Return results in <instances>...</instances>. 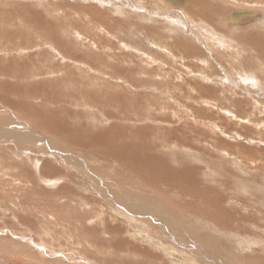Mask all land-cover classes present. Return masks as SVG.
<instances>
[{"label":"rangeland","instance_id":"rangeland-1","mask_svg":"<svg viewBox=\"0 0 264 264\" xmlns=\"http://www.w3.org/2000/svg\"><path fill=\"white\" fill-rule=\"evenodd\" d=\"M11 88L29 92L44 116L62 102L85 109L94 123L120 113L126 127L113 122L125 135L105 133L109 144L95 141L97 152H83L60 139V122H49L55 131L28 126ZM95 91L104 96L100 106ZM0 97L14 105L0 99V131L14 126L38 138L19 147L0 141V264H24L16 257L25 264H208L201 252L194 263L185 251L169 255L157 245L183 251L182 235L216 259L210 264H264V0H0ZM110 144L127 155L164 157L165 173L180 182L181 168L191 165L189 185L211 188L230 209L231 227L217 232L231 239L222 243L234 245L235 257L216 249L221 239L211 231L222 223L212 225L211 209L194 208L197 196H179L143 174L128 177L118 159L86 156ZM121 175L131 183L118 182ZM141 186L167 202H152ZM191 219L203 227L194 231ZM164 221L175 230L163 233Z\"/></svg>","mask_w":264,"mask_h":264},{"label":"bare ground","instance_id":"bare-ground-1","mask_svg":"<svg viewBox=\"0 0 264 264\" xmlns=\"http://www.w3.org/2000/svg\"><path fill=\"white\" fill-rule=\"evenodd\" d=\"M52 21V20H51ZM74 76V75H73ZM75 77V76H74ZM88 82V81H87ZM10 88V87H9ZM8 88V89H9ZM21 89V88H20ZM11 91H10V94H12V97H10L11 98V100H15L16 102H17V104H16V106H14L13 104H11L10 102H8L6 99H5V97H0V99H1V101L2 102H5V104L7 105V107L10 109V110H12V106H14V110L17 112V113H19L20 115H21V117H24V118H26L27 119V125L29 126V125H31V126H33V128H39V129H42L44 132H46L47 130L48 131H55V130H52L51 128H52V126H51V124L49 123V122H60V124H61V128H59L58 130H61V129H64L65 130V135H66V137L65 136H63V137H60V139L63 141V140H65V141H67L68 143H70V142H72V144H77V145H79V148H80V146H81V148L83 149V152L84 151H88V152H97V151H94V146H93V143H95V141L96 142H99V141H107V143H105V142H103L105 145L106 144H109V139H108V137L107 136H105L106 134L108 135H111L112 134V136H113V134L114 133H116V132H118V136H120L121 134H124L125 135V131L123 130L124 128H120L119 126H124V127H126V125H125V122H123V120L124 119H126V118H123L122 116H121V114L120 113H118V116H117V114L115 115L113 112L112 113H108L107 114V112L105 113L108 117L106 118V116H104V114H100V115H98L97 116V119H98V121L100 122V124L101 123H104V122H108V121H111L110 122V124H109V122H108V124H107V126L106 125H104V124H102V125H104V127H103V129L102 130H99V131H97L99 128H97V129H95L96 128V126H97V124L99 123V122H96V123H94L96 120H95V117H93V116H90V113L88 112H86V110L85 109H81L80 107H79V109L76 107V105L75 104H73L71 107H72V109L73 110H75V111H73V110H71V108H69V109H67V107L65 106V104L62 102L61 103V107H60V105L59 104H57L56 106H54V107H52L51 109L52 110H54L55 112H50L51 114H47L46 115V113H45V116H44V114H43V111L42 110H40L39 108H34V107H32V105L34 104V103H32V101H31V94L29 93V92H26V93H24V94H21L18 90H16V89H10ZM101 90V89H100ZM18 93V94H20L21 95V100H22V104L20 105L19 104V102H18V100L17 99H19L20 97H17L16 98V96L15 95H18V94H16V92ZM14 92H15V94H14ZM67 93H69V92H64V94L63 95H65V96H67L66 94ZM96 95V96H95ZM95 97H94V103L96 102V103H99V106L100 105H102V101H103V98H104V96H101V94H97V92L95 91ZM34 96V95H33ZM51 96V95H50ZM53 96V95H52ZM86 96V95H85ZM56 97V96H55ZM64 99H66V98H64ZM64 99H62V100H64ZM61 100V99H60ZM60 100H56V101H58V102H60ZM70 100V99H69ZM68 100V101H69ZM102 100V101H101ZM107 100H109V99H107ZM74 101V100H73ZM98 101V102H97ZM69 103V102H68ZM105 105H106V103H104ZM71 105V104H70ZM104 105V106H105ZM36 106V105H35ZM51 106V105H50ZM44 107V106H43ZM121 107V106H120ZM129 107V106H128ZM119 108V107H118ZM8 109V110H9ZM16 109H19V110H16ZM123 109V108H122ZM133 109V108H132ZM21 110V111H20ZM127 110V109H126ZM49 111V110H48ZM121 111V110H120ZM41 112H42V116H41ZM70 115V120H65V121H63L62 119H63V117H64V115ZM92 114H94V112H92L91 113V115ZM69 115H68V117H69ZM103 116H104V119H102L103 118ZM80 117H81V119H80ZM83 117H84V119H83ZM111 117V118H110ZM117 119H120L119 121H117ZM47 120V121H46ZM80 120H81V123H80ZM117 121V123L119 122V126L117 125V124H115L113 121ZM40 122H42V123H40ZM29 123V124H28ZM64 123V124H63ZM124 123V124H123ZM53 125V124H52ZM30 126V127H31ZM14 127V126H13ZM10 128V126H8V128L6 129V130H2V131H0V141H2V139H7V140H12V142H13V140H15V141H17V143H18V147L20 146V144L22 143V142H24L25 141V139H33V140H36V139H38V138H36V136H35V132H32V131H30V129L28 130V131H23V130H21V129H19V128ZM116 127H119L118 128V131H116ZM80 128H87V133L86 134H83V132L82 131H80ZM134 128V127H133ZM145 128L146 127H142L141 129H142V132H143V134H145V132L147 131V130H145ZM51 129V130H50ZM10 130V131H9ZM16 130V131H15ZM57 130V133H60V131H58ZM92 130H94L93 132H92ZM131 130V129H130ZM13 131H15V132H13ZM129 131V130H128ZM94 133L95 135H97V136H95V138H97L98 137V139L96 140L95 138H91V135H92V133ZM131 132V131H130ZM134 132V131H133ZM132 132V133H133ZM136 132V131H135ZM81 133V134H80ZM106 133V134H105ZM47 134V133H46ZM80 134V135H79ZM90 134V135H89ZM142 134V135H143ZM59 135V134H58ZM89 136V137H88ZM129 136V135H128ZM122 137V136H121ZM124 137V136H123ZM58 138H59V136H58ZM89 138H91V139H89ZM113 138H114V136H113ZM120 138V137H119ZM50 139V138H49ZM48 139V140H49ZM102 139V140H101ZM110 139H112L111 137H110ZM124 139V138H123ZM44 141V139H42L41 138V141ZM26 142V141H25ZM32 142V141H31ZM64 142V141H63ZM111 142V141H110ZM115 142V141H114ZM100 143V142H99ZM131 143V142H130ZM51 144V143H50ZM123 144V143H122ZM77 145H75L76 146V148H77ZM115 145H117V144H115ZM127 145H129V144H127V142H126V146ZM132 145V144H131ZM110 146H112L113 147V145H111L110 144ZM121 146H123V145H121ZM150 146H153V145H150ZM84 147H87V148H84ZM108 147V148H110V150H106V149H100L99 150V152L96 154V153H86V156L88 157V158H91L92 159V162H97L95 159H99V158H101V157H108V158H111V159H113V160H117L118 159V161L120 160V161H122V163L124 164V166H122L123 167V169L122 170H126V171H128V170H131V173H129L130 174V176H128V177H131V175H134L135 173L137 174H143L144 175V177H145V180H150V181H154V182H152L153 184H159V181L161 182L162 181V184H167V186H169L171 189H175V190H177L180 194H179V196L181 195V193H183V195L182 196H184V197H186V195H190V196H194V197H198V200H200L199 201V203H197V205L198 206H195V204L193 205L194 206V208L195 207H197V209L199 210V209H203L204 211H208V210H210L211 209V213L212 212H215V214L216 215H212L211 216V218H210V220L209 221H211V222H213V224L212 225H214V224H216V222L217 223H222V228H217V226L214 228L213 226V229H212V231L211 232H213L212 233V236H215V238L217 239V238H219V239H221V242H218L217 241V244H216V249L218 250V251H220V252H226V254L228 255V256H230L231 258H234L235 257V251H234V249H235V247H234V245L232 246V247H230V246H228V245H232V244H229L228 243V245L227 244H224V243H222V242H228V241H230L231 239H228L227 238V236H221V232H217V231H221V229H222V231H223V229H225L226 228V225H227V222H228V224L230 225V227H231V223L228 221V218L226 217V211L227 210H230V209H228V208H226L225 207V203H223L224 201H219L217 198V196H215L216 195V193L214 192V190H212L211 188H208V187H205V186H200V187H198V189L197 188H193L192 186H190L189 185V181L188 180H190V178L188 177V174H190V173H192L193 171H194V168L190 165V166H188L187 168H181V172H180V174H183L182 176L183 177H181L180 179L182 180V182H180V180L178 179V177L176 178V179H172L167 173H165L166 172V165H165V158L164 157H155V156H153L152 155V153L153 152H147L146 153V151L144 152H130V155H127V154H124V153H122L119 149H118V147ZM149 147V146H148ZM80 148V149H81ZM114 148H115V150H114ZM134 148H135V146H134ZM146 148V147H145ZM144 148V149H145ZM150 148V147H149ZM52 149H54V147L52 148ZM133 149V148H132ZM91 150H93V151H91ZM150 150V149H149ZM136 151V150H135ZM152 151V150H151ZM54 152L56 153V151L54 150ZM82 152V151H81ZM80 153V152H79ZM56 155V154H55ZM69 154H63V155H61L62 157H63V160H64V158L66 159L67 157H69L68 156ZM87 157H85V158H87ZM142 157V158H141ZM107 158V159H108ZM102 159V158H101ZM109 160V159H108ZM164 161V163H163V161ZM73 161V160H72ZM82 161V160H81ZM102 161V160H101ZM112 161V160H111ZM117 161V162H118ZM69 162V161H68ZM74 162V161H73ZM48 163V162H47ZM114 163V162H113ZM121 163V164H122ZM90 164V163H89ZM107 164V163H106ZM79 166V165H78ZM90 166V165H89ZM97 166V165H96ZM105 166V165H104ZM111 166V165H110ZM109 166V167H110ZM113 166H114V164H113ZM119 166V165H118ZM106 167V166H105ZM121 167V168H122ZM118 168V167H117ZM120 168V169H121ZM90 169H91V167H90ZM98 169V168H97ZM104 169V171H105V173H107V170L105 169V168H103ZM110 169V168H109ZM119 169V170H120ZM89 170V169H88ZM115 170V169H114ZM117 171V170H116ZM100 172V171H99ZM118 172V171H117ZM120 172V171H119ZM124 172V171H123ZM134 173V174H133ZM66 174H67V172H66ZM75 174V173H74ZM97 174H98V172H97ZM113 174V173H112ZM116 174V173H115ZM118 174V173H117ZM170 175H171V173H169ZM193 174V173H192ZM194 174H196V173H194ZM70 175V174H69ZM105 175V174H104ZM119 175V174H118ZM127 175H128V172H127ZM169 177H168V176ZM71 176V175H70ZM111 176V175H110ZM122 176V178L120 179L119 177H116V179L118 180V182L120 181L121 183H125V182H130L129 181V179H128V177L127 176H125V175H121ZM123 176H125V178L123 177ZM107 177V176H106ZM134 177V176H133ZM82 178V177H81ZM93 178V177H92ZM111 178H113L112 176H111ZM132 178V177H131ZM135 178V177H134ZM177 179L179 180V181H177ZM136 180V179H135ZM132 181V180H131ZM177 182H179V183H177ZM127 183V184H128ZM131 183V182H130ZM84 185V184H83ZM125 185V184H124ZM129 185V184H128ZM97 186H99V185H97ZM126 187V186H125ZM124 187V189L126 190L127 188H125ZM138 187H139V185H138ZM141 191L142 192H144L145 194H147V192L149 191V190H145V188L143 189V187L141 186ZM128 191V190H127ZM131 191V190H130ZM171 191V190H170ZM120 192V191H119ZM129 192V191H128ZM172 192V191H171ZM108 193V192H107ZM130 193H132V192H130ZM134 193V194H133ZM132 194L133 195H135V196H139V195H136V193L135 192H133ZM169 193V192H168ZM202 193H204L205 194V196H202L203 194ZM176 194H178V193H176ZM206 194L207 195H209L210 194V196L212 197V198H210V197H207L206 196ZM121 195V194H120ZM147 197H150L151 199H152V202H155L157 205H159V206H161L162 207V205H164V203H166L167 201H164V199L162 200V198H165V197H162V198H160V197H158V195L156 194H147L146 195ZM145 195H144V199L146 198V199H148L147 197H146ZM174 196V195H173ZM178 196V195H177ZM196 197V198H197ZM131 198V197H130ZM171 198H172V196H171ZM178 198V197H177ZM187 198H185V200H186ZM190 199V198H189ZM219 199H221V198H219ZM171 200H174V198L173 199H171ZM183 200V199H182ZM174 201H176L177 203V205L181 208V210L182 209H185V210H192V208L191 207H193L192 205H189L188 207H186L185 208V206L187 205L186 203H180L179 202V200L178 199H175ZM184 202V201H183ZM189 202H190V200H189ZM197 202V201H196ZM191 203V202H190ZM204 203V204H203ZM147 204V203H146ZM192 204V203H191ZM223 204H225V205H223ZM115 206H116V204H115ZM139 207V206H138ZM183 207V208H182ZM141 208V207H140ZM138 209V208H137ZM174 209H176V207H174ZM235 209V208H234ZM159 210V209H158ZM164 210V209H163ZM234 211V210H233ZM158 215H162L160 212H158L157 213ZM204 214H205V212H204ZM142 215H143V213H142ZM153 215V214H152ZM219 215V216H218ZM154 216V215H153ZM152 216V217H153ZM208 216V215H207ZM184 216H182V218H183ZM99 218V217H98ZM97 218V219H98ZM189 218V217H188ZM227 219L226 221H225V219ZM153 219V218H152ZM163 219V218H162ZM161 220V219H160ZM231 220V219H230ZM159 221V220H158ZM162 221V220H161ZM200 221V220H199ZM199 221H196V219L194 220H190V221H188L187 220V222L188 223H190V225H191V227L192 228H194V231H195V229L197 230V229H199V228H201V227H203V225H202V223L201 222H199ZM238 221V220H237ZM150 222V221H149ZM164 222H166V221H164ZM198 222V223H197ZM161 228H163L164 229V231H163V233L165 232L166 233V230L167 231H172V229L174 228V230H175V225L173 226V227H168V226H172L169 222H166V224H164V223H162V222H159V224H158ZM201 226V227H200ZM224 226V227H223ZM159 227V228H160ZM42 228V227H41ZM128 228V227H127ZM180 228V227H179ZM216 228H217V230H216ZM178 229V228H177ZM109 232H110V230H109V228L107 229ZM213 230H216L215 232L213 231ZM226 231L228 232V230L226 229ZM113 232V231H112ZM141 232L143 233V235H144V237L145 238H147L148 237V239H153L154 240V238L151 236L152 235V233H151V231H142L141 230ZM138 233H140V232H138ZM142 233H141V235H142ZM179 234V235H181V233L180 232H173V235L174 234ZM158 234V233H157ZM229 235V234H228ZM159 236V235H158ZM143 237V238H144ZM160 238V237H159ZM168 238V237H167ZM186 235H182V237H181V241L180 242H178V244L180 245V247H182V249H183V251L181 250V249H179V248H177V247H174V246H170L172 243H169L168 244V242H165V241H157V245H159L160 246V248L161 249H163V251H167V252H164V253H167V254H169V255H171V254H173L175 251L176 252H178V253H181V252H186V253H188L187 255H190L191 257H192V259H193V261H195V259H196V256H193V255H196V251L197 252H201L200 254H198L199 256H200V259H201V257H202V259H203V261L205 262V263H208V264H210L211 263V261H213V262H215L216 261V259L214 258V257H211V255H209L207 252H203V251H201V249H199L198 247L197 248H195V244L193 243V241L191 240V239H188V240H186ZM230 238H232V237H230ZM129 239V238H128ZM138 239H139V237H138ZM150 239V240H151ZM143 240V239H142ZM234 240V239H233ZM236 240V239H235ZM148 241V240H147ZM178 241V240H177ZM210 242H211V240H209ZM150 242V241H149ZM156 242V241H155ZM177 243V242H176ZM231 243V242H230ZM247 246V245H246ZM138 249V248H137ZM141 249V248H140ZM186 249V250H185ZM145 252V251H144ZM192 253V254H191ZM195 253V254H194ZM181 254H183V253H181ZM224 254V253H223ZM147 257V256H146ZM154 257V256H153ZM198 257V256H197ZM21 258V257H20ZM19 258V259H20ZM156 258V257H155ZM176 258H177V256H176ZM14 259V258H13ZM17 257H16V260L17 261H19V262H22V263H26V260L24 259V258H21L20 260H19ZM185 258H183V260H184ZM252 259V258H251ZM250 259V260H251ZM254 260V259H253ZM259 261H262V262H264V256H262V258H260L259 259ZM15 262V261H14ZM175 262L177 263V261L175 260ZM181 262H186L185 260L184 261H181ZM194 263H196V261L194 262ZM253 263V262H252ZM178 264H180V261L178 262ZM186 264H188V262H186ZM197 264V263H196Z\"/></svg>","mask_w":264,"mask_h":264}]
</instances>
